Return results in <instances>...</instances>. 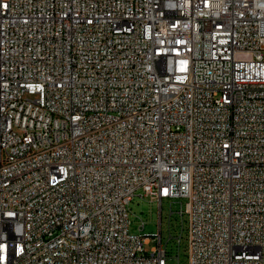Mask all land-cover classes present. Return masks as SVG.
Returning <instances> with one entry per match:
<instances>
[{"label": "built area", "instance_id": "1", "mask_svg": "<svg viewBox=\"0 0 264 264\" xmlns=\"http://www.w3.org/2000/svg\"><path fill=\"white\" fill-rule=\"evenodd\" d=\"M138 194L264 264V0H0V264H169Z\"/></svg>", "mask_w": 264, "mask_h": 264}, {"label": "rangeland", "instance_id": "2", "mask_svg": "<svg viewBox=\"0 0 264 264\" xmlns=\"http://www.w3.org/2000/svg\"><path fill=\"white\" fill-rule=\"evenodd\" d=\"M185 203L186 198L165 199L160 203L152 197H143L138 194L130 204V232L145 235L161 230L162 244L168 253L169 264H188L187 215H180ZM142 223L145 224V227L140 230L139 226ZM181 233L183 237L179 244L176 237ZM158 244V239L152 237L145 246L150 251L152 247L158 246ZM177 255H179V261Z\"/></svg>", "mask_w": 264, "mask_h": 264}]
</instances>
